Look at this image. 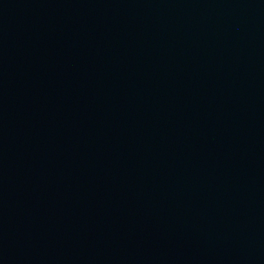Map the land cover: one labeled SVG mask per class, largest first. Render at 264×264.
I'll use <instances>...</instances> for the list:
<instances>
[{
    "label": "water",
    "instance_id": "water-1",
    "mask_svg": "<svg viewBox=\"0 0 264 264\" xmlns=\"http://www.w3.org/2000/svg\"><path fill=\"white\" fill-rule=\"evenodd\" d=\"M0 264H264V0H0Z\"/></svg>",
    "mask_w": 264,
    "mask_h": 264
}]
</instances>
